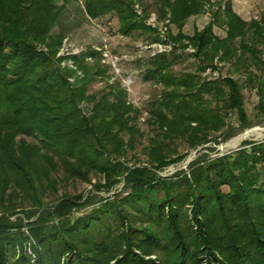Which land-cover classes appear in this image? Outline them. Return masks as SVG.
<instances>
[{
    "label": "trees",
    "instance_id": "obj_1",
    "mask_svg": "<svg viewBox=\"0 0 264 264\" xmlns=\"http://www.w3.org/2000/svg\"><path fill=\"white\" fill-rule=\"evenodd\" d=\"M83 1L92 19L114 15L122 36L139 33L149 45L171 46L142 59L143 78L161 86L148 101L147 121L156 131L149 165L120 160L127 146L123 135L133 141L141 109L128 101L119 79L108 80L100 53L68 56L82 71L73 82L76 72L60 65L56 53L65 33L52 29L64 5L0 0V264L154 260L134 248L154 254L157 264H264V141H243L214 157L199 153L188 172L158 175L169 164L165 152H176L173 140L195 148L216 140L210 133L224 127L223 140L249 127L245 85L255 88L257 116L264 117V13L246 20L231 0H156L158 17L168 19L160 36L145 23L144 6L143 15L136 14L133 0ZM204 13L207 23L192 34L183 31L190 17ZM189 47L197 71L172 73ZM217 63L246 75V84L231 76H201ZM98 78L103 87L90 92ZM228 112L237 125L226 122ZM59 171L85 181L103 175L106 189L122 183V190L94 201H82L80 194L46 201ZM87 205L91 209L79 212ZM15 214L20 216L10 220Z\"/></svg>",
    "mask_w": 264,
    "mask_h": 264
},
{
    "label": "rangeland",
    "instance_id": "obj_2",
    "mask_svg": "<svg viewBox=\"0 0 264 264\" xmlns=\"http://www.w3.org/2000/svg\"><path fill=\"white\" fill-rule=\"evenodd\" d=\"M55 2L59 5H64L62 16L52 29L53 34L59 31H64L65 33V38L56 53V57L63 58L61 59L60 65L62 67H68L76 72L73 78H70V81L73 82L76 76H82V71L68 56L80 54L88 50H95L100 53V66L106 68L108 70L107 73L111 76L108 80L113 81L114 79H119L121 85L125 87L127 91L128 101L141 109L140 117L136 123L138 131L133 137V141L128 142V134L123 135V140L126 142L127 146L126 154L124 157L120 158V160L127 162L128 166L149 165L148 160L150 152H152L150 139L156 134V131L147 121L148 101L154 95L159 94L161 86L155 85L143 78L145 64L142 59L152 55L156 51V48H158L157 45H149V42L144 40L145 37L143 35L140 36L139 33H135L131 37L122 36L118 32V22L114 15L107 14L98 19L90 18L86 15L83 0H55ZM133 3V9L139 17L143 15L141 6L146 8L149 15L145 19V23L150 27L156 28L158 34L162 36L161 30L163 31L162 27L163 24H165V19H160L158 17L156 0H133ZM262 13H264V9L251 12L246 16L252 18ZM208 17L209 15L207 13L190 17L186 21L183 31L187 34H192L195 28L199 29L207 23ZM171 28L175 31L174 27L171 26ZM215 32L218 35H224L221 29L215 28ZM163 33L165 36L164 31ZM192 51L193 49L190 47L182 51V60L171 68L172 73L177 74L182 71H197V61L190 55ZM85 62L93 64L96 61L91 57H86ZM201 76L206 79L231 76L238 79L241 84H246V75L244 76L242 73L234 72L228 63H217V69L214 72L207 69L201 73ZM103 85L104 79H99L89 85V91H98ZM242 93L244 96V107L250 121L249 127L241 131L236 129L233 136L223 140V135L221 133L225 130L224 127V130L210 133V137L216 136V140L211 138L212 140L207 141L203 145H198L195 148L190 147L183 139L173 140L171 142V147L175 148L176 152H165L166 156H168L165 160L169 162V164L163 166L161 170H158V175L168 176L178 170L188 172L187 168L189 162L196 158L199 153H206L208 156L214 157L238 149L243 141H264V122H262L264 117L261 115L257 116L256 105L258 103V95L256 90L253 86L247 84L243 87ZM225 120L227 123L231 122L233 125H237L235 115L230 112L226 115ZM251 128H257L258 130L255 133L249 132L247 135L242 136L250 131ZM165 141L168 142V140ZM177 158L178 160L171 162ZM55 176L58 179L56 180L55 192H46L43 195L46 201H53L64 195L73 196L77 194L81 195L82 201L88 196H92L94 201L101 197L114 196L122 190V183L113 185L109 190L106 189L105 185L103 186L106 180L103 175L90 174L87 181L79 178H66L62 171L56 173ZM97 186L98 189L96 188ZM91 207V205H87L80 209L79 212L91 209ZM27 209H30V207ZM19 213L21 216L23 215L21 212ZM20 215H12L10 220L14 221V219ZM22 230L27 233L25 227H23ZM133 250L134 253L146 260L154 259L149 261V264H157L154 254H143L137 248Z\"/></svg>",
    "mask_w": 264,
    "mask_h": 264
},
{
    "label": "crops",
    "instance_id": "obj_3",
    "mask_svg": "<svg viewBox=\"0 0 264 264\" xmlns=\"http://www.w3.org/2000/svg\"><path fill=\"white\" fill-rule=\"evenodd\" d=\"M231 4L233 10L246 20L250 19V17L246 16L247 14L264 9V0H231ZM258 16L253 17L256 18Z\"/></svg>",
    "mask_w": 264,
    "mask_h": 264
},
{
    "label": "built area",
    "instance_id": "obj_4",
    "mask_svg": "<svg viewBox=\"0 0 264 264\" xmlns=\"http://www.w3.org/2000/svg\"><path fill=\"white\" fill-rule=\"evenodd\" d=\"M168 22V19H165V24ZM165 24H163V31H165ZM163 31L161 30L162 35L164 34ZM155 46L157 45L158 48H156L155 52H161V51H167L170 49L169 44H162V43H154ZM150 47V46H149Z\"/></svg>",
    "mask_w": 264,
    "mask_h": 264
},
{
    "label": "bare ground",
    "instance_id": "obj_5",
    "mask_svg": "<svg viewBox=\"0 0 264 264\" xmlns=\"http://www.w3.org/2000/svg\"><path fill=\"white\" fill-rule=\"evenodd\" d=\"M257 130H258L257 128H254V129L251 128L250 131L246 132V133H245L244 135H242V136L247 135L249 132H254V133H255V132H257ZM262 132H263V131H262ZM243 133H244V132H243ZM256 134H257V133H256ZM242 136H241V137H242ZM256 136H257V135H256ZM233 146H234V145H233Z\"/></svg>",
    "mask_w": 264,
    "mask_h": 264
}]
</instances>
